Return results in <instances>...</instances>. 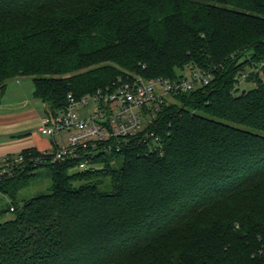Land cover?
I'll return each instance as SVG.
<instances>
[{
    "label": "trees",
    "instance_id": "1",
    "mask_svg": "<svg viewBox=\"0 0 264 264\" xmlns=\"http://www.w3.org/2000/svg\"><path fill=\"white\" fill-rule=\"evenodd\" d=\"M189 69L208 85L166 100L153 138L0 182V264H264V0H0V104L20 78L55 114ZM39 168L47 193L18 200Z\"/></svg>",
    "mask_w": 264,
    "mask_h": 264
},
{
    "label": "built area",
    "instance_id": "2",
    "mask_svg": "<svg viewBox=\"0 0 264 264\" xmlns=\"http://www.w3.org/2000/svg\"><path fill=\"white\" fill-rule=\"evenodd\" d=\"M186 72L189 75L178 81L137 76L110 91H97L80 100L69 95L65 110L44 114L36 127L41 136L51 140V150L40 152L38 157L27 158L21 153L0 156V182L15 177L28 164L73 161L82 172L94 167V155L108 151L113 142L153 138L154 133L147 134V129L155 125L162 104L173 96L208 85L211 79L206 72Z\"/></svg>",
    "mask_w": 264,
    "mask_h": 264
},
{
    "label": "crops",
    "instance_id": "3",
    "mask_svg": "<svg viewBox=\"0 0 264 264\" xmlns=\"http://www.w3.org/2000/svg\"><path fill=\"white\" fill-rule=\"evenodd\" d=\"M22 79H17L14 84L7 86L6 92L12 93L18 99L4 107L0 104V156L17 155L24 150L33 149L39 152L51 150V140L38 136L33 131V125L44 115L42 106V114L37 115L33 110L30 111V98L21 96L24 83ZM23 83V84H22ZM27 92L33 97V84L27 85ZM23 90V91H24ZM21 94V95H20ZM3 96V98L5 97ZM21 96V97H20ZM2 98V100H3ZM34 99V97H33Z\"/></svg>",
    "mask_w": 264,
    "mask_h": 264
},
{
    "label": "rangeland",
    "instance_id": "4",
    "mask_svg": "<svg viewBox=\"0 0 264 264\" xmlns=\"http://www.w3.org/2000/svg\"><path fill=\"white\" fill-rule=\"evenodd\" d=\"M183 74L187 75V76L189 75L188 72H186V71ZM20 79H22L23 80L22 82L25 84L24 85V89H27V85L28 84H32V80L30 78H28V77L27 78H20ZM262 79L264 80V75H262ZM15 81L16 80H12V81L8 82V86L11 85V84H14ZM239 86L241 88H247V87L250 88V87H252L251 84H247V82H244V81H242L239 84ZM24 89H22V95L21 94L20 95L23 96V97H26V98H30L29 99L30 100L29 103L31 105L30 111H32L31 109L33 107L34 108L33 111L35 113H37L38 116L41 115L43 113L42 112V106H43L42 103L40 101L36 100V99H33V97L30 94H28L29 92H27V90H24ZM4 95H5V93H4ZM15 97L16 96H13L12 93H10V91L6 92V95L3 98V100H2L3 106L6 107L10 103H12L14 108L17 107L16 105H14L18 101V99H16ZM90 110H91V108L89 109V111ZM38 122H39V120L33 125V127H34L33 131H34V133L36 135L41 136L36 130ZM41 137L45 138V139L48 138V137H45V136H41ZM36 174H37V176L34 178V182L32 184H30L28 188L22 190L19 193L18 200L21 201L22 199H29V198H32L34 196L42 195V194L47 193V188L49 186V181H50L49 180V176H48V169L47 168H39V169L36 170ZM0 204L4 208H6L5 206L10 204V200H8V198L3 197V198L0 199ZM5 217L7 219H10V218H12V214L8 213Z\"/></svg>",
    "mask_w": 264,
    "mask_h": 264
}]
</instances>
